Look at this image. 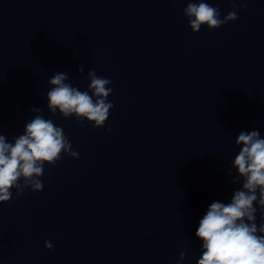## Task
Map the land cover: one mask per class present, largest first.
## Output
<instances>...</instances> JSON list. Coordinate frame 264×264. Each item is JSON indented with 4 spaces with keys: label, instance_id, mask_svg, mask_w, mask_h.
I'll return each mask as SVG.
<instances>
[{
    "label": "clouds",
    "instance_id": "9594fccd",
    "mask_svg": "<svg viewBox=\"0 0 264 264\" xmlns=\"http://www.w3.org/2000/svg\"><path fill=\"white\" fill-rule=\"evenodd\" d=\"M232 7L242 11L247 5L232 0ZM183 14L194 33L203 25L214 30L238 19L237 11H230L221 19L220 10L206 0H189ZM77 71L83 74L84 66ZM87 75L90 83L86 91H81L66 82L71 79L66 72H55L48 81L51 88L47 92V108L53 115L59 111L64 118L74 116L78 121L87 120L94 128H101L114 106L107 100L113 91L108 87L111 81L97 76L94 70H89ZM30 111L37 115L26 123L24 133L14 137L13 142L0 134V203L12 200L13 189L17 197L25 189L42 191L40 178L44 165H55L62 154L79 158L63 128L43 118L41 108ZM235 144L241 146L232 164L238 176L231 182L236 184L243 178L242 187L233 191L227 203L213 201L200 219L195 236L202 242V255L197 264H264V223L259 226L256 223L258 210L264 220V138L259 130L240 131ZM45 247L51 250L53 244L45 241ZM185 256L181 252L177 264H182Z\"/></svg>",
    "mask_w": 264,
    "mask_h": 264
}]
</instances>
